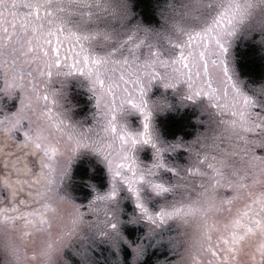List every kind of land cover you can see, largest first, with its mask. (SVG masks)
I'll return each mask as SVG.
<instances>
[{"label": "rangeland", "instance_id": "rangeland-1", "mask_svg": "<svg viewBox=\"0 0 264 264\" xmlns=\"http://www.w3.org/2000/svg\"><path fill=\"white\" fill-rule=\"evenodd\" d=\"M158 1L72 0L58 12L99 47L101 88L52 70L49 21L27 0H0V120L32 129L52 156L48 219L0 216V264H216L215 242L264 194V0H164L156 12ZM197 31L223 55H202L210 96L192 102L199 81L173 58ZM128 70L161 112L144 191L160 223L112 195L117 120L103 106L122 109ZM252 259L245 248L241 263Z\"/></svg>", "mask_w": 264, "mask_h": 264}, {"label": "flooded vegetation", "instance_id": "flooded-vegetation-1", "mask_svg": "<svg viewBox=\"0 0 264 264\" xmlns=\"http://www.w3.org/2000/svg\"><path fill=\"white\" fill-rule=\"evenodd\" d=\"M67 5H73L72 0H27L29 13L49 21L45 57L47 54L52 70L61 74L68 72L74 77H88L101 88L105 87L106 79L99 70V47L93 45L72 20L57 15ZM204 54L214 61L223 55L212 45L208 33L203 31L191 33L174 53L173 62L177 69L199 81L189 95L192 102L210 96L203 71ZM137 77V71L128 70L119 81L121 110L111 111L107 103L103 106L112 119L117 120V123L108 124L115 146L110 163L120 187L112 195L128 200L136 207L137 213L145 215L147 221L160 223L164 221L163 213L150 208L152 201L144 191L149 174L146 158L153 148V134L160 126L161 112L153 111L147 103V92L139 81L134 80ZM152 79H155L153 74L148 76L147 82L154 83ZM34 135L32 129L24 124L19 126L0 120V192L4 193L3 201H0V216L5 221L19 220L31 226L38 225L39 219H48L47 198L52 166L51 153L38 151ZM230 226L221 242H215L217 245L211 248L216 264H242L245 248L250 249L253 255L250 264H264V194Z\"/></svg>", "mask_w": 264, "mask_h": 264}, {"label": "trees", "instance_id": "trees-1", "mask_svg": "<svg viewBox=\"0 0 264 264\" xmlns=\"http://www.w3.org/2000/svg\"><path fill=\"white\" fill-rule=\"evenodd\" d=\"M163 1H164V0H159V1H158V3H157V8H156V12H158V9L160 8V6H161V4H162ZM156 17H157V16H156ZM146 19L151 20L150 17H148V18H146ZM154 19H155V18H154ZM153 257H154V254L148 256V257H147V260L150 261Z\"/></svg>", "mask_w": 264, "mask_h": 264}, {"label": "water", "instance_id": "water-1", "mask_svg": "<svg viewBox=\"0 0 264 264\" xmlns=\"http://www.w3.org/2000/svg\"><path fill=\"white\" fill-rule=\"evenodd\" d=\"M146 124H147V121H146ZM146 131H147V128H146Z\"/></svg>", "mask_w": 264, "mask_h": 264}]
</instances>
